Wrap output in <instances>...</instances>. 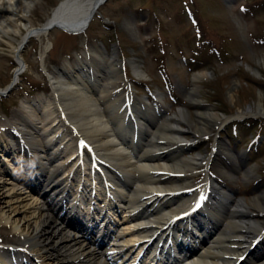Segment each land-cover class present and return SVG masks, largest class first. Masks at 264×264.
Listing matches in <instances>:
<instances>
[{"label":"bare ground","instance_id":"6f19581e","mask_svg":"<svg viewBox=\"0 0 264 264\" xmlns=\"http://www.w3.org/2000/svg\"><path fill=\"white\" fill-rule=\"evenodd\" d=\"M12 1H15L14 6L10 5ZM31 2L32 0H0V33H6L9 27L14 25V19L16 18L27 28L25 36L18 41V46L28 34H45L44 28L53 24L65 28L72 26L68 28L77 30L79 23L87 16V11L91 8L94 0H61L52 9L43 25L39 27H34L23 13L29 10ZM17 7L19 11H15ZM22 10L23 12H21ZM14 40V38H11L9 42L13 55L18 50V46L13 43ZM104 67L111 73H103L110 74V77L108 82L103 83L102 93L98 96H95L89 90L87 81L77 85L72 81V75L62 77L61 75L52 74L55 72H51L52 93L50 102L53 109L50 111L59 119H61L60 115L65 116V119H61L60 122L66 130H68V126H66L65 120L79 127L80 132L94 144L95 150L110 159V166H114L113 168H117L121 172L126 171L124 179L129 181L130 185L125 181H123V185L115 182L116 188L112 193L115 196L119 195L118 201L122 203L127 212L124 218L130 222L128 228L133 229V233L144 231L136 229L138 227L136 220L139 218H146L151 224L147 229L154 233L158 229L155 226L156 224L159 226L165 224L163 220L166 215L168 216V213H173V215L177 213L176 208H168V205H166L167 203H174L176 200V196L168 194L189 187L188 181H184L185 178L182 179L183 181H177L170 172L183 171L188 174L199 163L198 161L200 163L203 161L202 159L205 156L180 157L179 148L184 143L178 137H181L182 130L175 126L177 124L175 120L171 121V119L158 117V111H142L144 116L138 118L137 124L140 133L143 132L145 136H140L141 139L134 143L132 135L126 131L121 114H117L112 108L118 95L111 96L110 104L106 102V99L110 98L105 95V92H108L111 80L113 82L118 78L117 69L113 65L109 66L107 64ZM114 71L115 73H113ZM202 74H194L193 80H199ZM186 94L189 99L198 103L197 91L194 86ZM144 106L149 107L148 105ZM110 108H112V111H110ZM258 108L260 113L264 115V108L260 102ZM180 116L184 122H187L189 129H195L198 133H206L205 130L208 129V125H220L226 121V118L221 119L216 113L212 112V109L206 117L200 119L199 126L195 123L192 124L183 110H180ZM208 119L209 123H206ZM29 142L31 150L35 153L34 158L38 159L37 167L44 169L39 162L40 154L38 152L48 153L47 151L52 146L51 141L45 138L33 137ZM122 144L128 146L139 157L134 159L130 154H127L125 149L119 146ZM38 149L41 151H38ZM56 153H59V150ZM37 167L35 169L39 171ZM165 171H167L166 174H164ZM133 176L135 180H131ZM25 182L28 185L29 180ZM30 188L33 187L30 186ZM12 190H14V187ZM160 192H163L164 195L155 197ZM259 197L264 198V193L254 198L253 204L260 199ZM34 201V205H37L38 200L34 198ZM57 221V218L50 220L43 217L37 207L31 206V203H24L21 196L15 192L0 193V229L11 238L13 246L18 249L20 247H23V250L28 249L24 253L15 252L23 262L26 264H100L98 261L100 253L95 250L97 240L92 238L85 242L74 236L64 234L59 237V231L63 228H61V222L58 223ZM248 223L245 226L238 224L237 227L255 231L256 223L253 221ZM152 224L154 225L152 226ZM163 232L164 230L161 233ZM239 235L245 236L244 232H240ZM223 236L226 237V233ZM224 237L222 238L218 234L211 236L206 245L201 246L199 249L196 247L197 252L190 253L191 259L186 258L189 260L182 261L178 257L177 264H189L190 262L193 264H213L218 260L227 262L226 254H241L245 251L244 246L241 245L242 243L234 235H229L225 239ZM228 243L230 245L238 244L240 248L237 249V252L235 250L228 252L225 248L223 251H219ZM121 245L127 246L128 242L117 244L116 249ZM133 249L134 247L130 246L127 249L128 253L132 252ZM256 254L250 259L249 264H264V259L260 257V254Z\"/></svg>","mask_w":264,"mask_h":264},{"label":"rangeland","instance_id":"374dc122","mask_svg":"<svg viewBox=\"0 0 264 264\" xmlns=\"http://www.w3.org/2000/svg\"><path fill=\"white\" fill-rule=\"evenodd\" d=\"M38 1L41 3H38L37 8L32 11V19H33L35 24H38L40 21H42L46 15V13H47V8L45 6V3L47 1L46 0H43V1L38 0ZM241 1L242 0H230V8L227 7L228 12H230V9L235 10L234 3H236V2L240 3ZM117 4H122V2L118 1ZM171 4H172V1L168 0V3L166 4V6H168V5H170V6H169L168 10H164L163 13H167V15L165 16L166 20H168L169 18L172 17V19L170 20L171 25H165V27L166 28L170 27L172 29V33H178V38L170 41L172 43V45L176 47L177 46L176 43L179 42V40H181V39L187 40L188 39V35H187L188 29L187 28H189V27H188V24L185 20H184V23L187 26L177 25L178 18H176V16L178 15V13H181L179 10V8H180L179 0H174V3L172 5ZM113 9H122V7L116 6V7H113ZM235 14H236L235 20L236 19H238V21L240 20L241 23L244 25L243 20L239 17V15L237 18V13H235ZM120 20L122 21L123 19L121 18ZM254 20H255V22H262L264 25V7H259V9L256 11V16H255ZM248 29H251V26H249ZM149 30L151 32H155L156 28L153 26L144 32L147 33V31H149ZM54 36L56 37L58 44L63 42L65 45H69L75 41V38H71V37L69 38V37L64 36L62 34H59V33H57ZM240 37L241 38L243 37L242 38V45L245 46L246 48L248 46L249 51H247L245 49V47L243 49H240V50L236 49L235 48L236 45H231L230 42H226L230 47H232L231 48L232 52L229 53L227 58L223 59V60H220L216 56H213L212 58H210L207 70L211 69L213 71V74L211 76H208V78H206L205 80H201L198 83V87H199L198 91H199L200 96H201L202 101H203L202 106H204V107L209 106V107H213L214 109L216 108L215 111L223 110V107H224L223 111L226 112L225 116H232V115H235L236 113H239L240 111H244V110L246 111V108L248 105H251V106L256 105V103H253V102H256V99H250V101L240 99L242 88L245 87L248 84V81L250 80L248 78L247 79L248 81L247 80L245 81L244 80L245 78H242L240 76L238 77L237 73H235L237 64L239 62L238 61L239 57H241V56H243L244 59L249 62L248 63L249 69L241 68V69H239L241 73L243 71H246L247 77H249L250 76L249 73H251L252 69L256 68L259 71L258 77H254V79L261 81V82L257 83L259 85H256V89L260 92V94H259L261 97L260 101L262 102V105L264 106V58L259 56V53L262 52V50L261 49H253V48L249 47V45H251V43H250L249 39L246 37L245 32L242 33V35ZM171 48H173V47L171 46ZM148 61L151 64V68H152L153 63L151 62V60H148ZM176 61H178V60L176 59ZM6 66H7V62L4 61V59H0V80L5 78L4 76L6 75V73H4V70H5ZM171 69L173 70V73H171L172 78H175V73H177V75H178L177 78L180 77L181 80L184 81L183 82L184 85L186 87H188L189 82L187 81V78H188L189 74L186 73V70L185 71L183 69H177L176 70L175 66H173V63H171ZM154 75L156 77H158L157 73H154ZM242 75L246 77V75H244L243 73H242ZM253 88L255 89V87H253ZM177 92L181 96L179 89H177ZM205 97L209 98L208 100L211 101L212 103H208L204 99ZM218 103L223 105L222 109L220 107H218ZM188 104H189V107H188L187 112L190 114V116L193 119H194V115H195L196 111H199L200 114L205 112V109L203 107L198 106L197 108H195L190 103H188ZM218 114L220 115V113H218ZM245 134H248V131H245ZM184 136L188 137L189 140H191V138H192V137H190V135H187V133H184ZM244 139H245V137L241 138L242 141H244Z\"/></svg>","mask_w":264,"mask_h":264}]
</instances>
